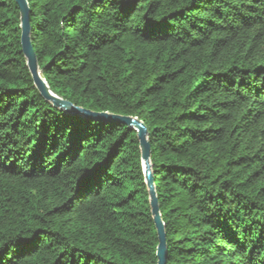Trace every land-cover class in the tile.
Masks as SVG:
<instances>
[{"label": "trees", "instance_id": "16d2710c", "mask_svg": "<svg viewBox=\"0 0 264 264\" xmlns=\"http://www.w3.org/2000/svg\"><path fill=\"white\" fill-rule=\"evenodd\" d=\"M42 78L143 122L164 264H264V0H26ZM137 133L36 88L0 0V264H157Z\"/></svg>", "mask_w": 264, "mask_h": 264}, {"label": "water", "instance_id": "95a60500", "mask_svg": "<svg viewBox=\"0 0 264 264\" xmlns=\"http://www.w3.org/2000/svg\"><path fill=\"white\" fill-rule=\"evenodd\" d=\"M20 13L21 23V47L27 62V67L32 76L34 84L41 96L55 108L73 117H83L94 121L111 122L124 125L137 133L141 151V161L145 184L148 191L150 213L156 228L158 246L156 249L157 264H164L165 259V233L161 220V213L155 193V180L151 164V148L147 138V130L143 122L136 118L112 115L107 113H94L75 107L69 101L55 94L48 83L42 78L37 59L30 41L29 8L26 0H15Z\"/></svg>", "mask_w": 264, "mask_h": 264}]
</instances>
